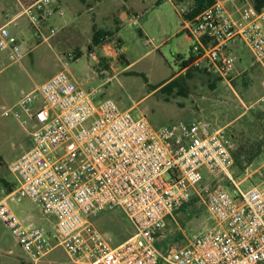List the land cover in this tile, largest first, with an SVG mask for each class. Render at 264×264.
Listing matches in <instances>:
<instances>
[{"label": "built area", "instance_id": "1", "mask_svg": "<svg viewBox=\"0 0 264 264\" xmlns=\"http://www.w3.org/2000/svg\"><path fill=\"white\" fill-rule=\"evenodd\" d=\"M13 1L22 11L9 18L0 10V51L20 63L25 54L8 25L24 16L41 37L53 15L52 0ZM180 13L190 49L182 72L193 68L228 82L237 73L238 43L250 51V66L264 72V0H211L193 18ZM35 103L20 121L22 127L26 121L33 125L31 147L9 164L13 190L0 199V221L21 248L22 264H41L57 248L65 264H264V179L243 191L227 174L232 144L220 129L206 120L153 127L144 114L133 117L111 99L84 90L67 61L3 115L19 120L14 109ZM202 169L213 178L226 176L232 192L220 184L203 186L198 196L209 225L183 245L159 246L168 220L184 235L173 215L197 192ZM15 195L51 215L52 232L23 223L7 203ZM112 210L134 228L116 245L92 222Z\"/></svg>", "mask_w": 264, "mask_h": 264}, {"label": "rangeland", "instance_id": "2", "mask_svg": "<svg viewBox=\"0 0 264 264\" xmlns=\"http://www.w3.org/2000/svg\"><path fill=\"white\" fill-rule=\"evenodd\" d=\"M31 0H21L26 4ZM52 0L53 15L41 27V37L24 16L8 25L25 54L20 63L12 62L0 51V199L13 190L14 177L9 164L31 147L28 132L31 122L26 108L17 106L21 113L16 119L4 109L12 108L22 96L55 74L62 61L68 62V72L84 90H93L97 99H111L121 110H129L133 117L144 114L153 127L195 120H206L220 129L232 144V165L227 169L239 187L246 191L259 186L264 179V72L250 66L252 56L248 48L238 43L237 73L228 82L190 68L182 72V62L190 57L189 42L182 29V13H188L191 1L182 0H68L77 11L66 6L67 0ZM66 3V4H65ZM89 6L93 10H88ZM127 6L128 17L138 16L135 23L119 15L114 9ZM9 18L22 8L13 0H0ZM1 16V15H0ZM4 19L0 17V23ZM54 34L49 36L50 30ZM97 30L112 34L99 46L91 45ZM47 37L46 40H43ZM91 46V50H88ZM172 81L166 88L164 85ZM161 85V86H160ZM203 181L198 185L184 209L173 219L183 230L180 234L171 220L159 246L183 245L187 238L209 225L208 214L198 196L203 186L222 185L229 193L232 186L224 175L209 176L201 170ZM219 181V182H218ZM16 198H19L17 200ZM11 210L23 223H32L52 232L54 218L43 216L34 203L24 196L7 200ZM94 226L116 245L130 235L134 228L119 211L99 213ZM23 253L10 231L0 221V264H22ZM61 248L48 254L41 264H65Z\"/></svg>", "mask_w": 264, "mask_h": 264}, {"label": "trees", "instance_id": "3", "mask_svg": "<svg viewBox=\"0 0 264 264\" xmlns=\"http://www.w3.org/2000/svg\"><path fill=\"white\" fill-rule=\"evenodd\" d=\"M182 0H176V2H180ZM191 1V6L188 11V13L185 15V18H193L197 16L206 6H208L211 2V0H190ZM112 36L111 33L103 31V30H97L94 32L92 35L91 39V45L93 46H99L103 43L106 37ZM88 50H91V46H88ZM190 60L188 59L187 61L182 62V68H184ZM198 72H202L197 70ZM172 81L164 85L161 89L166 88ZM187 205V203L180 209H184V207Z\"/></svg>", "mask_w": 264, "mask_h": 264}, {"label": "crops", "instance_id": "4", "mask_svg": "<svg viewBox=\"0 0 264 264\" xmlns=\"http://www.w3.org/2000/svg\"><path fill=\"white\" fill-rule=\"evenodd\" d=\"M82 1H84V0H82ZM92 1H95V0H92ZM53 3H54V8H58V7H56L55 5H57L58 3H59V0L58 1H56V2H54L53 1ZM67 3V4H66ZM66 6L69 8V9H72L73 11H77V7H74L72 4H70L71 2H69L68 0L66 1ZM88 10H93V7L92 6H89V8H88ZM131 13V9L130 8H128L127 6H123L121 9L120 8H116V9H114V10H112V12H111V15H112V17L113 18H115L118 22H119V15H124V17H128V15ZM128 19H129V17H128ZM46 23V22H45ZM44 23V24H45ZM44 24H43V26H44ZM42 26V27H43ZM161 86V85H160Z\"/></svg>", "mask_w": 264, "mask_h": 264}]
</instances>
